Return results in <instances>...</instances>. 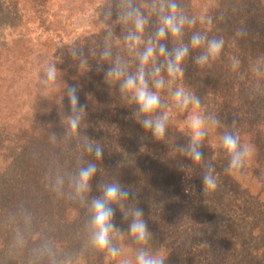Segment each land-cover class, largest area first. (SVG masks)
Returning <instances> with one entry per match:
<instances>
[{
  "label": "rangeland",
  "instance_id": "rangeland-1",
  "mask_svg": "<svg viewBox=\"0 0 264 264\" xmlns=\"http://www.w3.org/2000/svg\"><path fill=\"white\" fill-rule=\"evenodd\" d=\"M194 3L201 11L206 8L205 0H194ZM108 5V0H0V264H49L47 258L35 262L34 250L44 240L53 244L55 239L60 238L63 242L61 246H54L58 260L71 256L73 264L119 262L120 257L112 259L105 252L88 245L85 228L87 210L74 201L72 205L76 206L77 212L69 206L61 209V204L65 205L70 199L67 194L56 195V200L47 185L40 188L41 194L37 200L31 196L24 201L25 196H30V191H34L31 182L39 175L50 182L48 175L51 173L45 172L47 164H50V153L44 143L32 144L29 138L30 126L38 121V117L48 110L54 100L55 91H46L40 85L43 70L50 64L52 55L60 61L59 56H65L73 46L92 52L97 42L95 38H99L93 34L100 29L98 26L101 23H97V20L105 18L104 8ZM241 20V24L247 23L244 15ZM246 27L250 28L246 34L251 35L253 27ZM228 30L230 27L225 29ZM205 31L209 30L199 32ZM90 63L96 64L91 59ZM221 64L224 66L226 63L219 60L213 67H200L204 76L201 78L192 73L196 65L191 56L185 66V75L190 74L188 79L195 78L200 84L201 88H188L200 97L201 110L218 116L224 124L223 128L209 130L202 147L205 159L215 169L218 188L204 197L203 172L199 170L201 164L192 163L187 158L186 167L181 173L185 182L183 197L177 195L176 202L171 186L167 184L171 182L170 179H152L150 188L133 190L138 194L135 200L139 202L138 207L143 209L144 218L153 233L150 250L160 253L165 258V264H264V156L261 161H254L255 148L250 145L252 154L246 168L242 173L230 175L225 172L229 158L219 141L223 131L238 132L252 122L264 119V93L263 99L254 97V94L248 96L242 108L235 105V98L231 101L227 96H223L224 99L213 98L211 92H205L208 82L205 79L208 73L220 79L216 74L221 68L216 67ZM98 75H94L95 80H99ZM213 77L209 75L210 79ZM241 78L243 80L244 75ZM248 82L250 91L251 81ZM106 87L109 85L106 84ZM113 93L118 94V90L113 89ZM206 101L209 103L205 104ZM128 117V111L124 108L118 118L114 115L111 117L106 127H102V122L96 118L82 123V133L93 142L98 141L104 148L102 160L94 161L99 172L92 180L90 198L100 194L97 184L102 178L105 182L119 180L127 186L125 177L158 157L159 150L150 148L156 146V141L152 140L151 135L143 137L144 130L135 128L127 136L121 137V127H125L124 120ZM186 117L187 113L170 107V124L175 129L177 145L188 142V130L184 124ZM68 143L65 159L48 165L52 173L57 169L69 173L79 166L80 161L94 159L82 147H78L76 140L71 139ZM245 189L249 190L248 195L243 192ZM22 190V204L12 203ZM178 204L182 205L181 209ZM200 205L201 208L197 210ZM26 213L32 217L31 231L36 230L37 235L32 238L34 242L29 241L28 245L20 247L15 239L20 231L18 228H21L18 220H23ZM51 222H64V225L57 227ZM114 223L122 231H127V222L119 209H116ZM51 226L57 229L54 235H51ZM29 237L27 233L26 241ZM118 243L124 248L123 255L134 259L136 246H129L130 237L125 236Z\"/></svg>",
  "mask_w": 264,
  "mask_h": 264
},
{
  "label": "clouds",
  "instance_id": "clouds-1",
  "mask_svg": "<svg viewBox=\"0 0 264 264\" xmlns=\"http://www.w3.org/2000/svg\"><path fill=\"white\" fill-rule=\"evenodd\" d=\"M115 19L113 20V15ZM104 17L111 21L103 36V45L98 52H85L84 48L71 47L68 55L75 62L79 73L91 70L90 59L95 60L98 72H103L104 82L111 89L118 90L119 100L132 108L131 119L150 133L156 142L165 141L170 122V107L180 113H187L184 124L188 130L187 143L176 145L183 157L202 166L203 195L218 188V177L214 167L204 157L202 147L210 129L223 128L221 119L201 110V99L180 81L186 71V62L203 68L217 60L225 45L223 37H209L208 32H192L186 40V29L197 23L196 16H189L178 0H111L104 8ZM201 23L212 25V17L201 15ZM119 26L120 34H116ZM151 27V30H150ZM239 35V33H238ZM123 43L122 52L116 51L114 42ZM170 45V46H169ZM199 50V51H197ZM196 52L197 54L193 55ZM239 60L232 62L233 70L239 67ZM108 67L105 70L104 65ZM258 77H264V59L253 67ZM61 71L55 63L43 70L40 85L46 91L60 87ZM80 85H67L63 89L60 103L67 97L70 113L64 116L65 139H74L78 147L94 159L80 161L72 172L64 173L57 169L50 177V187L58 196H67L87 210L85 228L87 243L108 257H120L118 264H165V258L150 250L153 233L144 218L143 209L138 207L137 192L117 181L97 184L98 196L91 197L92 180L99 172L95 160L101 161L104 148L101 144L82 133V123L87 116V105L80 102ZM169 98L171 105L169 104ZM85 126L84 128H87ZM57 137L51 135L55 143ZM220 146L228 156V174L242 173L252 154L251 146L242 143L238 133L223 131L219 136ZM184 170V164L178 166ZM67 187V193L65 188ZM135 203V206H132ZM115 206V207H114ZM116 209L127 222V231H122L114 223ZM24 231L16 234L17 246L23 247L26 233L31 231L32 217L23 216ZM130 237V247L136 246L134 259L124 256V248L118 241ZM35 262L45 258L49 264H73L71 256L56 258L54 245L44 240L34 250Z\"/></svg>",
  "mask_w": 264,
  "mask_h": 264
},
{
  "label": "trees",
  "instance_id": "trees-1",
  "mask_svg": "<svg viewBox=\"0 0 264 264\" xmlns=\"http://www.w3.org/2000/svg\"><path fill=\"white\" fill-rule=\"evenodd\" d=\"M193 1L194 0H178L186 14H188L189 16L197 17V23L192 28L186 29L185 39L187 40L188 35H191L192 32L209 30L208 33H211V35H209L210 37H223V39L225 40V45L222 50L221 56L217 60L213 61L210 66L213 67L219 60L226 64H224V66L223 64H221L220 66L216 67L221 68L218 74H216L215 72L217 70L213 71V73L218 75L220 79L213 77L212 73H208L206 75L205 80H207L208 82H206L205 87L208 91L205 90V92H211L213 98L224 99L223 96H227L229 98V101L235 98V102L237 103L235 105L240 106L241 108L243 107L245 99L248 98V96H250L251 94H254V97L258 96L260 99H263L264 77H258L253 71V67L257 61L264 59V0H205L206 8L202 11L200 10L201 8H196V4H193ZM110 2L111 0H108L109 4ZM201 15L212 17V25L210 27L207 23H201L199 21V17ZM243 15L244 18L247 19V23L241 24V22H243L241 20ZM115 18L116 17L114 14L112 19L114 20ZM97 23H101L98 26V28L100 27V29L98 31H94L93 34L95 37L99 38H95L97 39V42L92 52H98L102 47L104 31L106 27H108V25L111 23V21H108L106 18H100L99 20H97ZM246 25L252 26V33L255 30V34H246L248 29H250L246 27ZM227 27H230V30L225 31ZM115 31L116 34L119 35L120 32L118 31H121L120 27L117 26ZM251 36H255V38ZM114 46L116 51L122 52V41L119 43L114 42ZM68 52L69 51L67 50L65 56L63 54L59 56L60 61H58L55 55L51 56L52 58L49 61L50 64L55 63L62 73V77L59 82L60 87L58 89H53V91H55L53 102H51L48 110H46V112H43L42 115L38 117V121L34 122L29 128V138L32 141L31 143L45 144L46 150L50 153V164H53L55 161L57 164L59 159H62V161L65 159L68 150V142L69 140H71L65 139V127L62 124V119L64 118V116H67L70 113L67 97L65 96L62 103H60V97L62 96L63 89L64 87H66V84L80 85V102L87 105V116L85 122L86 120L91 121L96 118L97 121L102 122V127H106L108 126L107 122L111 121V117L114 115V117L118 118L121 113L124 112L125 108V111H128L129 117L127 118V120H124V124H126L125 127H121V130L123 131V136L121 137H125V135L127 136L129 132L135 128L143 130V128L138 123H136L135 120L130 118L133 109L127 107L126 105H123L119 100L118 94H114L113 89H111L110 87H106L104 77H102L103 72L97 71L96 64L90 63L91 70L86 74L79 73L78 69L75 66V62L69 57ZM195 54L197 53L195 52ZM234 59L239 60V67L235 70H231L230 68L233 69L232 62ZM107 67L108 65L105 64L104 69L106 70ZM199 68L200 67L196 65V69L192 71V73H196V75H198L200 78L204 77ZM96 73L100 74L98 75V79L100 81L94 79V75ZM210 74L211 77H213L212 79L209 78ZM243 75L244 79L242 80L241 77H243ZM188 77H190V74L187 73L181 80V82L185 86L190 87L193 90L200 87V84H197L195 78L193 80H190L188 79ZM248 81H251L250 91V87L247 86V83H249ZM258 93L260 95H256ZM206 103H209V101H206L205 104ZM221 106L222 105H220V107ZM262 119H258L255 122H252L249 127L244 129L242 128L238 132H235V130H233L235 133L239 134L242 143L252 145L255 148V153L253 155L254 161L257 159L261 161L264 156V119ZM116 123L119 122L116 120ZM174 130V127H172V124H170L169 122L165 141L156 142V146H150V148L156 147L159 150L158 157L152 162L149 161L148 164H145L146 166L143 164V166L137 169L136 172L131 176L127 178L125 177L126 185L130 186L132 190H142L148 187L150 188L152 179H170L171 182H168L167 184L171 186L174 201L176 202L175 198L177 195L183 197L182 190L184 188L185 182L184 177L181 176L183 170H181L178 166L184 164L185 168L187 158L183 157V155L179 153L176 148L177 144L174 140ZM52 134H55L57 137L55 143H53L51 140ZM149 135L150 133H144L143 137H148ZM62 137L64 138V140H62ZM152 140L154 139L152 138ZM206 161L208 162V159ZM50 164H47L45 172L49 171L52 175L53 171H50L51 167H48V165ZM197 169H199L198 166ZM199 170H202V166ZM51 175H48L49 180ZM31 183L33 184L34 191H30V196H25L24 201L26 200V198L30 199L29 197L31 196H34L35 200H37V198L41 194V187L48 185L47 187L49 191L51 190L50 182H46L45 177L42 175H39L38 178L33 180ZM29 190H32V188H30ZM23 192L24 190H22L21 193L17 194L18 197L15 198L16 200L13 199L12 203L21 205L23 201L21 197ZM243 192L245 193V195L249 194V190L245 189V191L243 190ZM51 193H53L52 196H54L57 200V194L54 191ZM238 199L240 200V198ZM181 200L182 198L179 200V203H181ZM65 205L64 203L61 204V209L62 207L69 206L70 208H72V211L77 212L76 206L72 205L71 199H69ZM181 206V204H178V207L180 209ZM199 208H201V205L196 209L198 210ZM18 221H20L19 226L21 227L18 229L20 231H24L23 220L19 219ZM51 223V225H56L57 227H62L64 225V222L62 224L61 222L55 224L53 222ZM53 226H51V235H54V231L57 230L53 229ZM27 233L30 234V237L24 245H28L27 242L29 241L34 242L32 238L37 235L36 230L29 231ZM57 237L59 238V236ZM61 243H63L61 241V238L60 240L55 239L53 245L61 246Z\"/></svg>",
  "mask_w": 264,
  "mask_h": 264
}]
</instances>
